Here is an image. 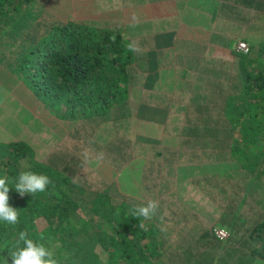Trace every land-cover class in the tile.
Masks as SVG:
<instances>
[{"label": "crops", "instance_id": "obj_1", "mask_svg": "<svg viewBox=\"0 0 264 264\" xmlns=\"http://www.w3.org/2000/svg\"><path fill=\"white\" fill-rule=\"evenodd\" d=\"M39 4L56 21L107 22L128 51L133 42L140 49L129 51L126 109L95 126L89 141L95 152L86 165L120 195L168 208L178 233L196 230L199 248H213L211 264H264V119H249L254 109L264 111V85L259 102L246 109L237 62L254 57L264 43V0ZM239 40L247 44L246 53L236 49ZM20 98L29 109L38 104L24 89ZM144 106L149 108L142 115ZM154 109L157 119L151 117ZM39 116L46 124L52 120ZM123 149L129 161L111 167L113 159L122 161L116 154ZM211 226L225 230L227 238L213 240Z\"/></svg>", "mask_w": 264, "mask_h": 264}, {"label": "trees", "instance_id": "obj_2", "mask_svg": "<svg viewBox=\"0 0 264 264\" xmlns=\"http://www.w3.org/2000/svg\"><path fill=\"white\" fill-rule=\"evenodd\" d=\"M34 1L0 0V57L5 54L3 63L38 102L33 112L70 127L66 138L42 158L24 141H0V178H8L9 205L19 213L15 225L0 222V264L6 258L11 264L9 248L20 231L44 244L59 264H211L213 248L201 249L192 232L172 228L168 208L159 206L151 219L133 216L135 206L147 203L120 195L87 166L95 152L89 144L95 126L108 116L122 117L119 112L126 109L129 51L121 35L107 22L56 21L44 8L33 22L37 29L29 31L23 17L17 18L36 13L29 9ZM13 28L20 34L14 35ZM4 44L10 45L9 52ZM257 49L254 57L237 61L246 109L259 102L258 90L264 85V43ZM14 56L15 64L10 63ZM261 97L264 102V94ZM237 101L242 105V99ZM148 108L143 107L142 115ZM257 113L254 109L249 119H264V111ZM153 115L160 117L155 109ZM128 156L120 150L116 157L122 161L108 164L118 167ZM21 171L46 175L51 182L44 192L21 196L13 183ZM213 227L208 228L211 238L224 241L227 237H214ZM179 237L183 240L176 242Z\"/></svg>", "mask_w": 264, "mask_h": 264}, {"label": "rangeland", "instance_id": "obj_3", "mask_svg": "<svg viewBox=\"0 0 264 264\" xmlns=\"http://www.w3.org/2000/svg\"><path fill=\"white\" fill-rule=\"evenodd\" d=\"M35 1L33 2V4H31V8L29 9L30 10L35 9L36 13L27 12L29 10L27 9L26 10L27 13L21 14L17 18L20 20L19 17H23L22 21L24 22L26 29L29 27L28 29L29 31L37 29V26L34 27L33 22L34 20L38 19L39 16L41 15L42 7L39 4L38 0ZM29 17H31V19H29ZM13 32H15L14 28H13ZM17 34H20V32L17 31V33L15 32L14 35ZM4 46H6L5 48L7 49V52H9L10 45L4 44ZM10 54H12V52H10ZM15 57L16 56H14V58L12 57L10 63L11 62H13V64L17 63L15 62L16 61ZM3 62H7L5 54L3 55V58L0 57V141L1 142H9L13 140L24 141L33 148L35 155L38 158H42L45 154H47L51 150V148L55 146L57 142H62L66 138L67 136L66 131H68L70 124H66L64 121H57V120H48V123L46 124L38 114L33 112L32 107L33 106L37 107L36 104H33V106L30 109L27 108L25 106L26 102L22 98H20L21 91L23 89H24V93L27 94L28 92L27 88L23 85L20 79L16 78L17 82H12L13 79L9 76L12 71L8 69V66L5 65ZM251 68H252V64H251ZM16 85L22 87L23 89L19 91L17 89H14L13 86L16 87ZM31 98L34 102H37L34 100L32 96ZM16 99H20L21 103L27 108V110H24L18 103H16L17 102ZM36 116H37V121L35 120ZM30 121L32 122L29 123ZM118 122L121 123V121ZM12 125L15 127L13 130H11ZM104 127L105 124H103L102 128ZM92 138H94V133L92 134ZM257 170H259V168ZM184 230L189 231L188 228H184ZM195 232L196 230L193 231L192 234H195ZM190 251L193 252V244L191 245Z\"/></svg>", "mask_w": 264, "mask_h": 264}, {"label": "clouds", "instance_id": "obj_4", "mask_svg": "<svg viewBox=\"0 0 264 264\" xmlns=\"http://www.w3.org/2000/svg\"><path fill=\"white\" fill-rule=\"evenodd\" d=\"M128 49L129 51H140L134 42L128 45ZM98 158H103V153L99 154ZM50 182L48 176L31 171H21L13 181L15 191L21 196L26 193L44 192ZM10 189L12 188L9 187L8 178H0V222L15 225L18 223L19 213L9 205ZM158 207V202L149 200L146 205H137L131 211L135 217L151 219ZM8 258L11 259V264H59L54 253L44 244L30 239L27 231L18 233L15 244L9 248ZM3 264H7V258Z\"/></svg>", "mask_w": 264, "mask_h": 264}, {"label": "built area", "instance_id": "obj_5", "mask_svg": "<svg viewBox=\"0 0 264 264\" xmlns=\"http://www.w3.org/2000/svg\"><path fill=\"white\" fill-rule=\"evenodd\" d=\"M236 49L243 52V53H246L248 47L245 44V42L239 40L236 42ZM212 233H213L214 237L218 240H223L227 237V232L221 228H218V227H213Z\"/></svg>", "mask_w": 264, "mask_h": 264}]
</instances>
